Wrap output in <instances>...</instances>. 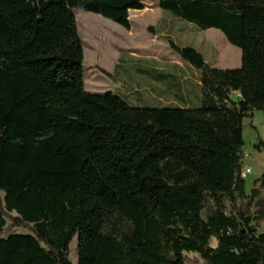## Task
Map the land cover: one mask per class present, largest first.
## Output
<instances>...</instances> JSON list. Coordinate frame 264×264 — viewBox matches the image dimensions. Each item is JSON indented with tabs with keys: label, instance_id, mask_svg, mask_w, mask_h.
<instances>
[{
	"label": "trees",
	"instance_id": "16d2710c",
	"mask_svg": "<svg viewBox=\"0 0 264 264\" xmlns=\"http://www.w3.org/2000/svg\"><path fill=\"white\" fill-rule=\"evenodd\" d=\"M146 1L0 0V264H73L76 237L78 264H264V175L250 195L241 175L243 121L264 111V0H159L241 50L220 69L166 37L198 104L87 92L74 10L129 31Z\"/></svg>",
	"mask_w": 264,
	"mask_h": 264
},
{
	"label": "rangeland",
	"instance_id": "374dc122",
	"mask_svg": "<svg viewBox=\"0 0 264 264\" xmlns=\"http://www.w3.org/2000/svg\"><path fill=\"white\" fill-rule=\"evenodd\" d=\"M136 12L130 13L131 28L127 31L100 15L83 9L74 10L77 29L83 40L87 92H112L138 108H165L171 104L181 106L179 101L162 93V89L176 84L175 81L180 83L181 77L198 81L199 75L189 63L185 62L186 66H183L179 54L167 42V36L181 48H194L208 64L217 68L241 67L240 49L221 38L218 30L203 31L185 20L172 18L169 13L161 11L159 0L146 1L144 9ZM128 56L154 60L158 66L155 67L153 63L138 66L136 61L125 63ZM119 63L121 66H118ZM172 66H178L181 70ZM189 96L192 99L194 93L190 92ZM171 98L173 103H170ZM243 126L244 166L252 168V173L245 179L246 193L250 195L264 175V111H257L253 117L245 119ZM260 144L259 149L257 146ZM256 203L252 207L256 218L254 224L259 233H264V191L260 202ZM17 232L25 233L22 230ZM211 246H217L216 239L211 240ZM77 248L76 237L70 247L73 264H78ZM185 257L186 264H204L198 254L186 253Z\"/></svg>",
	"mask_w": 264,
	"mask_h": 264
},
{
	"label": "crops",
	"instance_id": "0c3cea01",
	"mask_svg": "<svg viewBox=\"0 0 264 264\" xmlns=\"http://www.w3.org/2000/svg\"><path fill=\"white\" fill-rule=\"evenodd\" d=\"M133 12H136V11H133ZM130 13H131V11H130ZM129 20H130V18H129ZM130 23H131V21H130ZM211 30H215V29H211ZM220 37L224 38L227 41V39L225 38V36L221 32H220ZM231 48H232V50L236 51L235 48H233V47H231ZM237 52L238 51H236V53ZM239 53L241 55V50H239ZM180 60L182 61L181 58H180ZM135 61H136V63H138L137 64L138 66L139 65H148L149 63H153V65H155V67L158 66V62H156L154 60H149V59H144V58H142V59H133V57H130V56H128L127 60H125V63H128V62H133L134 63ZM182 62L184 64L183 66H186L185 62L184 61H182ZM118 66H121V64L119 63ZM117 68L118 67H116V69ZM172 68L173 69L174 68H178L179 71L181 70L180 67H178V66H175V67L172 66ZM114 73H115V71H114ZM175 83L176 84H173V85L170 84V87H166L165 89H162L161 92L165 93L166 95H169V97H173L176 101H179L180 103H183L182 104L183 106H189L190 104H198L199 103V99H200V91H199V88H198L199 87L198 86L199 85V81H196V80L194 81L193 80V82H192L190 78H187V77L182 78L181 77L180 83H178L176 81H175ZM176 85H177V87H176ZM153 92L156 93L155 90H153ZM190 92L194 93V97L192 99L189 96ZM157 93H159V92H157ZM171 101L172 102H170V103H173L174 100L171 98Z\"/></svg>",
	"mask_w": 264,
	"mask_h": 264
},
{
	"label": "built area",
	"instance_id": "2783aa9c",
	"mask_svg": "<svg viewBox=\"0 0 264 264\" xmlns=\"http://www.w3.org/2000/svg\"><path fill=\"white\" fill-rule=\"evenodd\" d=\"M252 173V168L249 166H244L243 170H242V178L246 179L248 177V175H250Z\"/></svg>",
	"mask_w": 264,
	"mask_h": 264
},
{
	"label": "bare ground",
	"instance_id": "6f19581e",
	"mask_svg": "<svg viewBox=\"0 0 264 264\" xmlns=\"http://www.w3.org/2000/svg\"><path fill=\"white\" fill-rule=\"evenodd\" d=\"M133 13H136V12H133Z\"/></svg>",
	"mask_w": 264,
	"mask_h": 264
}]
</instances>
